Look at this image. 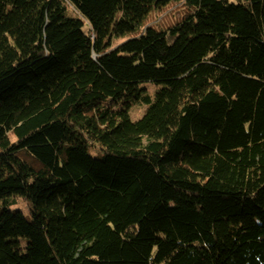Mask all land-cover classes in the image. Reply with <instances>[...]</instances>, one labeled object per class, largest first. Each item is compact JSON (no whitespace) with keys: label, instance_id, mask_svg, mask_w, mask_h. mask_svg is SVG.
<instances>
[{"label":"trees","instance_id":"16d2710c","mask_svg":"<svg viewBox=\"0 0 264 264\" xmlns=\"http://www.w3.org/2000/svg\"><path fill=\"white\" fill-rule=\"evenodd\" d=\"M0 264H264V0H0Z\"/></svg>","mask_w":264,"mask_h":264},{"label":"rangeland","instance_id":"374dc122","mask_svg":"<svg viewBox=\"0 0 264 264\" xmlns=\"http://www.w3.org/2000/svg\"><path fill=\"white\" fill-rule=\"evenodd\" d=\"M233 3H238L240 0H230ZM182 4H177L175 1H172L170 3H167L166 5L161 6L160 8H155L150 11L148 16L144 19L143 23L140 24V26L132 33H128L122 37L119 38H113L111 41V47L115 48L119 44L127 41L130 38H134L139 36L144 29L147 26H153L157 30H162L164 28H168L175 23L179 22L181 20L182 16ZM143 86L147 87H154L153 82H147L142 84ZM147 109V106L136 104L132 107L130 111V116L133 121L140 120L143 115L145 114V111ZM98 150L90 149V154L92 156H97ZM25 160H30L27 156H23ZM11 211H20L25 216H27L29 219H31V211L29 208V205L27 201L21 197V196H15L12 199L11 205H10Z\"/></svg>","mask_w":264,"mask_h":264}]
</instances>
